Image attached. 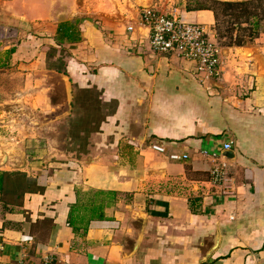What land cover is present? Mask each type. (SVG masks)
Segmentation results:
<instances>
[{
    "label": "crops",
    "instance_id": "crops-1",
    "mask_svg": "<svg viewBox=\"0 0 264 264\" xmlns=\"http://www.w3.org/2000/svg\"><path fill=\"white\" fill-rule=\"evenodd\" d=\"M152 6L0 0V72L25 82L11 107L56 112L58 121L89 91L114 104L82 160L0 156V174L24 173L42 188L0 194V264H264V57L223 48V76L213 80L152 50L140 19ZM178 13L215 24L209 10ZM64 23L79 42L58 45ZM215 168L224 172L217 182ZM101 204L105 218L74 232L73 207L80 217Z\"/></svg>",
    "mask_w": 264,
    "mask_h": 264
},
{
    "label": "rangeland",
    "instance_id": "rangeland-1",
    "mask_svg": "<svg viewBox=\"0 0 264 264\" xmlns=\"http://www.w3.org/2000/svg\"><path fill=\"white\" fill-rule=\"evenodd\" d=\"M145 1L153 5L151 8L167 15L179 14L178 12L197 9L202 6L208 8L214 6L213 0ZM218 1L245 2L250 0ZM263 10L264 6L259 9L263 21H261L259 36L256 40L250 41L249 30L245 32L236 29L233 33L235 37H242L245 39L246 45L244 47L256 48L262 57H264ZM251 19L250 21H253V18ZM214 26L211 29L207 27V29L211 35H214L215 38H213L218 43ZM243 26L249 27L247 24ZM221 42L222 45H224V43L228 42V39H223ZM219 46L222 48L221 44ZM223 48L225 50L228 49L224 46ZM0 49L2 48L0 47ZM221 58L223 62L222 54ZM53 65L54 64H52L51 67H53ZM60 66L62 65H57V67ZM56 79L54 83L58 87L57 97H60L63 95L62 87L60 81ZM24 84L25 82L22 77L12 78L5 70L0 72V105H3L0 107V156H7L8 154L12 156L16 163L22 160L24 162L33 160L37 163H62L69 160H82L80 154L87 150L88 138L91 136L92 131L99 127L105 114H109L113 111L114 104L110 103L103 105L98 99V92L94 90L89 91V93L80 94L77 97L75 108L72 110V112H74L72 119L68 116L64 120L55 121V116L58 114L56 112H54V114H40L34 110L21 111L16 107H11L12 104L10 101L13 99L15 101L21 99L22 96L19 95L18 92ZM20 111L22 114L19 113ZM57 112L62 113V110ZM70 136L71 138L69 139L68 137ZM58 150L68 153H65V156H60L61 154ZM69 152L71 154H69Z\"/></svg>",
    "mask_w": 264,
    "mask_h": 264
},
{
    "label": "trees",
    "instance_id": "trees-1",
    "mask_svg": "<svg viewBox=\"0 0 264 264\" xmlns=\"http://www.w3.org/2000/svg\"><path fill=\"white\" fill-rule=\"evenodd\" d=\"M213 5L211 7H199L197 9H190L187 11H202L209 10L212 11L215 18V31L217 35L218 44L220 43L222 48H232V47H244L246 45L245 39L242 37H235L233 35L236 29L247 31L249 30V39L254 41L259 36L260 24L263 19L260 16L259 9L263 8L264 0H250L245 2H227L213 0ZM264 13V10H263ZM251 18H253V21ZM247 24L249 27H244ZM58 36L56 41L58 45L65 44V42H79L80 33L75 29L73 24L64 23L59 25ZM228 39V42L222 45V40ZM219 44V45H220ZM73 108L75 104L73 103ZM74 116V112L70 114V119ZM105 119V118H104ZM99 127L92 131V133L97 132ZM91 133V134H92ZM69 139L71 138L68 137ZM40 188L35 181H30L27 175L24 173H2L0 174V194L5 197L6 194H22V193H38L41 192ZM113 196V195H112ZM113 198V197H112ZM104 204L99 206H94L87 211H84V216L76 217L75 212L76 207H73L70 212L68 222L73 228L74 232L84 235L91 221L104 219ZM87 212V213H86Z\"/></svg>",
    "mask_w": 264,
    "mask_h": 264
},
{
    "label": "built area",
    "instance_id": "built-area-1",
    "mask_svg": "<svg viewBox=\"0 0 264 264\" xmlns=\"http://www.w3.org/2000/svg\"><path fill=\"white\" fill-rule=\"evenodd\" d=\"M144 26L151 31L150 46L159 54H177L196 63L207 77L219 80L223 76L222 48L214 41L207 27L198 23H188L178 14L167 15L146 7L140 13ZM129 31L132 28L128 29ZM232 142L224 145L231 150ZM224 172L220 168L212 171L214 181L221 180ZM3 250L0 244V252Z\"/></svg>",
    "mask_w": 264,
    "mask_h": 264
},
{
    "label": "water",
    "instance_id": "water-1",
    "mask_svg": "<svg viewBox=\"0 0 264 264\" xmlns=\"http://www.w3.org/2000/svg\"><path fill=\"white\" fill-rule=\"evenodd\" d=\"M247 50H248V49H245V54H246V55H247ZM247 56H248V55H247ZM248 57H249V56H248ZM260 67H262V70H260V74H261V75H264V63L261 62V63H260Z\"/></svg>",
    "mask_w": 264,
    "mask_h": 264
},
{
    "label": "bare ground",
    "instance_id": "bare-ground-1",
    "mask_svg": "<svg viewBox=\"0 0 264 264\" xmlns=\"http://www.w3.org/2000/svg\"><path fill=\"white\" fill-rule=\"evenodd\" d=\"M248 50H249V49H248ZM247 54H249V55H250V54H251V52H249V53H247ZM261 70H262V68H261Z\"/></svg>",
    "mask_w": 264,
    "mask_h": 264
}]
</instances>
